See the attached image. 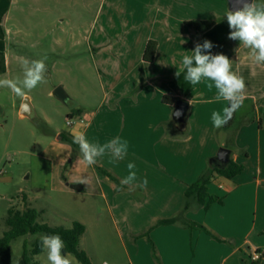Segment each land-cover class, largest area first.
Instances as JSON below:
<instances>
[{
  "label": "crops",
  "instance_id": "crops-1",
  "mask_svg": "<svg viewBox=\"0 0 264 264\" xmlns=\"http://www.w3.org/2000/svg\"><path fill=\"white\" fill-rule=\"evenodd\" d=\"M11 1L0 0V75L11 63L5 28ZM229 9L228 0L110 2L109 16L123 17L112 28L128 32L132 39L96 42L98 49L108 47L107 53L99 52L103 96L70 130L84 133L91 143L116 137L127 141L126 156L115 163L105 154L88 166L80 154L73 162L81 163V171L71 180L72 188L90 187L104 197L114 224H123L131 246L148 251L154 243L163 264H248L247 255L257 249L264 253V63L257 64L249 49L228 38L231 29L223 16ZM206 19L216 20L206 31L189 24ZM150 40L158 43L152 61L144 58ZM205 41L212 43V55L223 54L232 61V71L245 80V97L255 104L254 121L240 128L230 153L245 168L234 178L216 176L209 184V192L223 197V203L208 209L193 203L177 222L157 224L180 214L188 184L200 177L211 157L215 165L221 164L217 156L230 135L211 121L212 112L227 103L216 99L215 88L210 90L206 81L192 86L184 73L175 75L182 69L183 56ZM165 95L189 102L185 124L173 117L178 100L169 104ZM128 163L135 165L137 179L124 185ZM97 166L112 172L122 187ZM144 179L147 186L141 188ZM184 219L205 225L212 234L190 228Z\"/></svg>",
  "mask_w": 264,
  "mask_h": 264
},
{
  "label": "rangeland",
  "instance_id": "rangeland-1",
  "mask_svg": "<svg viewBox=\"0 0 264 264\" xmlns=\"http://www.w3.org/2000/svg\"><path fill=\"white\" fill-rule=\"evenodd\" d=\"M110 2L119 0H12L9 4L5 28L11 63L0 79L22 78L25 59L46 57L47 71L45 82L26 91L25 97L0 88V235L8 228L9 208L34 207L40 211V221L54 226L71 227L74 221L82 222L86 231L79 247L92 264H163L156 247L157 258L153 248L147 251L140 246L135 250L131 246L123 224H114L104 197L90 187L72 188L71 180L81 171V163L73 162L81 153L57 137L62 131L71 133L76 122L103 96L101 49L96 48V42L130 38L128 32L112 28L123 17L109 16ZM102 51L107 53L108 47ZM59 86L72 101L54 94ZM26 97L33 104V117L20 112ZM71 113L74 115L70 117ZM68 118L76 124H68ZM259 220L260 224L261 212ZM41 235L14 240V257L19 259ZM35 259L49 264L45 251ZM70 259L72 264H83L73 253ZM246 260L252 264L254 259L247 255Z\"/></svg>",
  "mask_w": 264,
  "mask_h": 264
},
{
  "label": "clouds",
  "instance_id": "clouds-1",
  "mask_svg": "<svg viewBox=\"0 0 264 264\" xmlns=\"http://www.w3.org/2000/svg\"><path fill=\"white\" fill-rule=\"evenodd\" d=\"M226 17L231 29L228 38L238 40L240 45L250 50V55L257 64L264 63V0H241L240 7L229 9ZM213 47L210 41L197 44L190 55L182 58V69L175 75L184 73V80L195 86L202 81L207 82L211 90L215 88L216 99L227 102L219 111H213L211 121L215 128H220L232 119L235 112L243 106L245 100V80L232 71V61L223 54L212 55ZM24 60L23 77L16 79H0V88H8L18 97H25L26 91H31L45 82L47 66L45 60ZM72 142L77 144L83 161L92 166L98 157L105 154L110 156V163L124 159L127 154V141L119 137L106 143H91L84 133L73 136ZM128 175L121 181L124 185H131L136 179L135 165L128 163ZM80 183H84L81 181ZM147 186L144 179L139 187ZM42 250L46 252L49 264H72L71 253H63L64 241L59 234H44L40 236ZM107 264V262H105Z\"/></svg>",
  "mask_w": 264,
  "mask_h": 264
},
{
  "label": "trees",
  "instance_id": "trees-1",
  "mask_svg": "<svg viewBox=\"0 0 264 264\" xmlns=\"http://www.w3.org/2000/svg\"><path fill=\"white\" fill-rule=\"evenodd\" d=\"M215 23V19L194 20L189 22L191 26L199 31H206L213 27ZM157 45L158 43L156 40H150L147 43L144 55L146 60L152 61L154 59ZM163 100L169 104H175L178 98L173 95H165ZM254 109L255 104L252 99L246 98L241 109L235 112L232 119L222 127V129L230 131V135L225 145L222 147L228 148L232 151V148L236 145V136L240 128H242L243 125L250 124L254 121ZM72 115L73 114L71 113L70 117ZM73 136L74 134L70 132L62 131L59 133L60 140L68 142L74 147V149L80 150L79 146L72 142ZM247 153L248 152H246V154ZM213 158L214 157H211L209 159V165L206 167L205 171L201 173L200 177L195 182L188 184L185 190V200L180 214L174 217L160 219L157 224H171L177 222L182 218L183 213L191 208L193 203H197L206 209H208L215 202L223 203V197L209 192V184L212 183L216 176L234 178L243 172L245 166L230 157L229 162L223 167L215 165ZM97 168L101 172L109 175L111 179L115 180L119 187H122L119 179L107 168L102 166H97ZM39 217L40 211L34 207H27L23 210L13 207L9 208L6 217V225L8 228L2 235H0V264H41L35 259L36 254L43 251L40 243V237L33 241L32 248L25 250L19 259L14 257L12 251V242L14 240L28 234L38 233L43 235L59 234L65 244L63 249L64 253H73L83 264H92L86 251L79 247L80 237L86 231V227L82 222L74 221L73 226L71 227H65L62 225L54 226L48 222L40 221ZM184 223L190 228H201L212 234L205 225L197 221L184 219ZM144 234L148 235V232ZM152 248L155 254L156 248L154 243ZM257 251L262 253V255L260 258L254 259L252 264H264L263 250L257 249ZM155 256L157 258L156 254Z\"/></svg>",
  "mask_w": 264,
  "mask_h": 264
},
{
  "label": "water",
  "instance_id": "water-1",
  "mask_svg": "<svg viewBox=\"0 0 264 264\" xmlns=\"http://www.w3.org/2000/svg\"><path fill=\"white\" fill-rule=\"evenodd\" d=\"M228 1H229V5H230L231 10H235L238 7H240L241 0H228ZM54 94L57 97L62 98V100L66 101V102L72 101V98L68 95V93L64 90V88L62 86H59L54 91ZM30 100L31 99L29 97H26V100H24V102L22 103L20 112L22 115L33 117V115L35 114V111H34L33 104L31 103ZM188 108H189V102L188 101L182 100V99L178 100L177 105L174 109V113H173V117H174L175 121L185 124ZM230 153H231V150L228 148L222 147L220 149V152L217 156V159H219L221 161V164L219 166L224 167V165L229 162Z\"/></svg>",
  "mask_w": 264,
  "mask_h": 264
},
{
  "label": "built area",
  "instance_id": "built-area-1",
  "mask_svg": "<svg viewBox=\"0 0 264 264\" xmlns=\"http://www.w3.org/2000/svg\"><path fill=\"white\" fill-rule=\"evenodd\" d=\"M67 123L68 124H74L75 123V121L72 119V118H68V120H67ZM0 174H2V171H0ZM261 255H262V253H260L259 251H255L254 253H253V259H258V258H260L261 257Z\"/></svg>",
  "mask_w": 264,
  "mask_h": 264
}]
</instances>
